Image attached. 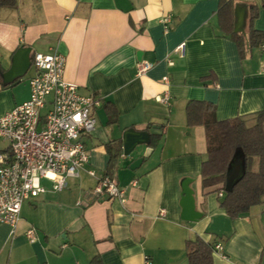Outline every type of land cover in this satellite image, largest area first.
Wrapping results in <instances>:
<instances>
[{
    "label": "crops",
    "instance_id": "1",
    "mask_svg": "<svg viewBox=\"0 0 264 264\" xmlns=\"http://www.w3.org/2000/svg\"><path fill=\"white\" fill-rule=\"evenodd\" d=\"M233 2L244 55L220 26V0H18L0 9V116L30 97L36 52L64 54L65 79L102 99L96 128L83 138L89 163L63 189L50 181L46 192L28 198L15 228L0 222V264H89L95 255L104 264H145L147 257L189 264L186 242L197 235L223 244L225 256L214 252V264H264V202L236 219L228 215L217 187L203 188L206 129L187 124L190 100L213 103L219 120L244 116L253 124L264 110V43L250 44L252 6L258 8L252 26L264 31V0ZM181 42L183 57L174 51ZM22 48L30 50V65ZM144 61L152 66L139 74ZM166 90L168 104L157 99ZM105 103L117 109V122H108ZM128 128L162 138L155 148L142 144L125 155ZM112 141L121 142L114 159ZM0 152L11 153L7 140ZM106 175L124 189L125 201L95 192ZM185 187L200 214L195 221L182 218ZM31 227L35 242L26 236Z\"/></svg>",
    "mask_w": 264,
    "mask_h": 264
},
{
    "label": "built area",
    "instance_id": "2",
    "mask_svg": "<svg viewBox=\"0 0 264 264\" xmlns=\"http://www.w3.org/2000/svg\"><path fill=\"white\" fill-rule=\"evenodd\" d=\"M170 21V15L163 18L166 31ZM174 51L183 57L186 42H181ZM167 61L175 64L170 57ZM32 63L35 74L30 79V97L0 116V141L7 140L11 149L8 155L0 152V222L12 228L21 219L24 202L47 191L43 179L51 181L54 190H61L68 178L80 176L90 161L83 138L95 130L94 110L102 105L101 97L82 93L78 84L65 79L67 57L64 54L36 52ZM151 66L147 61L141 62L139 74ZM163 80L170 82L169 76ZM170 98L168 90L157 96L165 104ZM88 172L95 175L94 170ZM132 184L136 185V181ZM95 192L126 200L124 189L109 175L99 179ZM219 196L223 197L224 191ZM26 236L31 242L37 241L36 228L28 229ZM223 250L221 242L214 243V252L225 256ZM145 264L153 262L147 257Z\"/></svg>",
    "mask_w": 264,
    "mask_h": 264
},
{
    "label": "trees",
    "instance_id": "3",
    "mask_svg": "<svg viewBox=\"0 0 264 264\" xmlns=\"http://www.w3.org/2000/svg\"><path fill=\"white\" fill-rule=\"evenodd\" d=\"M18 0H0V9L14 8ZM234 0H220L218 17L224 33L230 35L243 53L244 39L234 26ZM258 15L257 6H252L250 17V44L257 47L264 43V31L257 30L252 22ZM109 123L118 121V111L111 103H105ZM188 126L202 125L207 133L208 158L202 163L203 188L217 187L214 191H224L220 205L228 215L236 219L250 212L255 205L264 202V110L254 114L255 122L249 124L244 116L219 120L213 103L203 100H190L186 105ZM162 133H151L150 147L155 148ZM112 158L121 151V142L107 144ZM237 150H242L246 160V172L231 191L226 190V177L229 165ZM255 162L257 168H254ZM186 255L189 264H214V242L206 241L197 235L186 242ZM89 264H104L100 255H95Z\"/></svg>",
    "mask_w": 264,
    "mask_h": 264
},
{
    "label": "water",
    "instance_id": "4",
    "mask_svg": "<svg viewBox=\"0 0 264 264\" xmlns=\"http://www.w3.org/2000/svg\"><path fill=\"white\" fill-rule=\"evenodd\" d=\"M21 51L27 57L28 65L31 64L30 50L22 48ZM21 52V53H22ZM19 54V52H18ZM151 132L147 130H137L135 128H128L123 133V149L124 154L129 155L133 150L142 144H150ZM143 158L136 159L132 164L131 168H136L142 162ZM246 172V160L244 158L242 150H237L227 171L226 179V190L231 191L235 183L244 176ZM183 213L182 218L189 221H195L199 218L200 214L194 209V200L192 191L187 187L184 188L183 195Z\"/></svg>",
    "mask_w": 264,
    "mask_h": 264
},
{
    "label": "rangeland",
    "instance_id": "5",
    "mask_svg": "<svg viewBox=\"0 0 264 264\" xmlns=\"http://www.w3.org/2000/svg\"><path fill=\"white\" fill-rule=\"evenodd\" d=\"M100 114V113H99ZM98 114V115H99ZM255 121H253V122H251V123H254ZM250 124V123H249ZM42 183L46 186V187H51L52 186V183L49 181V180H47V179H43L42 180Z\"/></svg>",
    "mask_w": 264,
    "mask_h": 264
}]
</instances>
